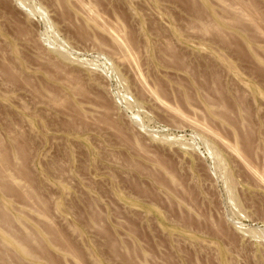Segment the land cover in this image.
I'll return each instance as SVG.
<instances>
[{
  "label": "rangeland",
  "instance_id": "obj_1",
  "mask_svg": "<svg viewBox=\"0 0 264 264\" xmlns=\"http://www.w3.org/2000/svg\"><path fill=\"white\" fill-rule=\"evenodd\" d=\"M0 264H264V0H0Z\"/></svg>",
  "mask_w": 264,
  "mask_h": 264
}]
</instances>
